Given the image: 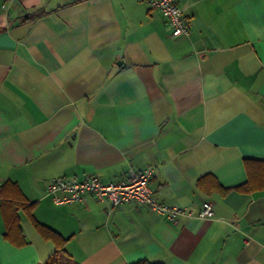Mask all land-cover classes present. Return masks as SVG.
Masks as SVG:
<instances>
[{
	"label": "crops",
	"instance_id": "1",
	"mask_svg": "<svg viewBox=\"0 0 264 264\" xmlns=\"http://www.w3.org/2000/svg\"><path fill=\"white\" fill-rule=\"evenodd\" d=\"M176 3L186 37L145 0H0V264H264V0ZM148 167L213 216L46 196Z\"/></svg>",
	"mask_w": 264,
	"mask_h": 264
},
{
	"label": "built area",
	"instance_id": "2",
	"mask_svg": "<svg viewBox=\"0 0 264 264\" xmlns=\"http://www.w3.org/2000/svg\"><path fill=\"white\" fill-rule=\"evenodd\" d=\"M145 2L150 10L158 11L166 20L172 37L188 36L189 28L176 0H145ZM153 173V167L140 172L130 171L126 180L116 183L102 182L95 175H89L81 181L58 176L51 179L45 192L55 206L79 203L86 195H90L99 201L107 202L111 208L126 204L146 207L171 222L179 217L203 220L213 216L212 206L209 203H204L202 209L194 214L159 202L153 196L150 187Z\"/></svg>",
	"mask_w": 264,
	"mask_h": 264
},
{
	"label": "trees",
	"instance_id": "3",
	"mask_svg": "<svg viewBox=\"0 0 264 264\" xmlns=\"http://www.w3.org/2000/svg\"><path fill=\"white\" fill-rule=\"evenodd\" d=\"M3 217H4V220H5V224H6V226L8 227L9 230H11V229H18L19 230V225H18V222H17V219H16L14 211H10L9 213L8 212L4 213ZM62 251H63V249H62ZM62 251H59V252H62ZM59 252H56L55 254H53L43 264H59V257H60L59 255L61 254ZM133 264H153V263H150L149 261H146V260H142V261H139V262H136V263H133Z\"/></svg>",
	"mask_w": 264,
	"mask_h": 264
}]
</instances>
